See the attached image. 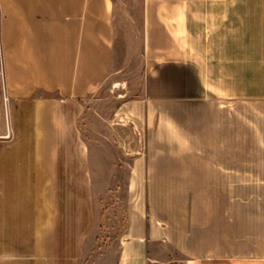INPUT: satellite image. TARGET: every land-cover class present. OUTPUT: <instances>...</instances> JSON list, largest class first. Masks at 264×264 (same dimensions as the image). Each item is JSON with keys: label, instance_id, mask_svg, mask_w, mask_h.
<instances>
[{"label": "crops", "instance_id": "1", "mask_svg": "<svg viewBox=\"0 0 264 264\" xmlns=\"http://www.w3.org/2000/svg\"><path fill=\"white\" fill-rule=\"evenodd\" d=\"M141 15V95L115 82L119 103L100 116L144 141L120 148L135 158L126 182L108 185L129 193L152 185L154 155L226 154L230 104L264 101V0H142ZM114 44L112 0H0V264H151L153 243L181 264H264V199H240V258L182 243L151 220L150 199H129L126 231L100 253L103 170L81 120L113 73ZM196 167L161 171H223Z\"/></svg>", "mask_w": 264, "mask_h": 264}, {"label": "rangeland", "instance_id": "2", "mask_svg": "<svg viewBox=\"0 0 264 264\" xmlns=\"http://www.w3.org/2000/svg\"><path fill=\"white\" fill-rule=\"evenodd\" d=\"M112 2V72L116 74L112 73L94 100H88L81 120L89 147L92 151L100 149L92 155L93 168L98 173L103 170L93 188L95 230H99L95 243L101 254H108L110 245L115 247L127 229L129 199H150L147 212L151 220L168 225L172 236L182 243L227 246L230 257L240 258V199H264V101L230 104L226 154L154 155L150 157L154 167L151 186L134 188L132 193L123 186L109 187L114 177L117 184L126 182L128 166L135 158L121 155L120 148L135 150L144 146L143 140L132 139L128 127L110 128L100 118L111 115L119 103L115 99L117 89L111 88L115 82H125L127 98L141 95L142 0ZM152 142L156 149V141ZM114 165L116 170L112 169ZM196 165L222 167L223 171H161L165 167L193 169ZM153 245L150 255L157 262L151 264H181V257L170 248Z\"/></svg>", "mask_w": 264, "mask_h": 264}]
</instances>
